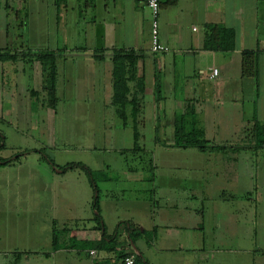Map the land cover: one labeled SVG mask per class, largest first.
<instances>
[{"label": "crops", "instance_id": "1", "mask_svg": "<svg viewBox=\"0 0 264 264\" xmlns=\"http://www.w3.org/2000/svg\"><path fill=\"white\" fill-rule=\"evenodd\" d=\"M0 22V53L6 54L5 60H0V115L6 113L7 118L25 127L27 122L24 121L33 116L36 119L34 129L41 130L45 136L44 147L55 148L58 108L47 104L43 66L36 54L60 53L56 104L79 105L74 109L80 117L76 136L88 130L96 142L100 135L104 139L108 137L109 149L96 145L92 152L99 149L115 152L116 159L105 162L107 164L84 163L92 169L96 165L95 171L100 172L103 183L131 185V189L104 187L106 200H124L123 196L133 190V186H138L135 190L139 191L134 193L136 203L116 213L115 220L109 217L110 212L103 210L104 207L110 211L109 205H105L108 203L100 205L108 234L120 232L116 251L110 252L91 245L102 239V230L94 220L98 213L93 206L95 189L86 185L83 213L78 212V204L74 202L79 190L68 189L66 195L70 194L72 202L66 198V208L62 205L53 213L43 212L36 230L38 239L27 250L26 263L30 259V264H113L120 259L118 252H125L141 256L145 264H242L237 260L220 261L219 257L227 249L229 253L237 248L241 251L243 242L242 206L237 207L236 201L244 193H237L235 183L238 153L245 149L257 150L254 139L246 137L253 135L256 119L264 122V0H160L158 37L169 48L161 52L152 51L153 15L140 0H0ZM29 25L42 27L41 46L20 44L22 35L29 34ZM212 25L234 31V49L226 51L208 44ZM122 51L139 55L137 77L144 79L145 92L141 94L143 106L139 115L142 148L139 151L144 155L156 152L160 158L145 161L132 153L135 145L133 121L130 119L125 124L113 104L114 54ZM245 51L261 53L258 84L254 78L242 74ZM25 54L31 56L27 66L34 69L32 76L36 82L34 87L27 86L20 94L16 69L19 56ZM213 67L219 70L215 78H211ZM135 84L131 82V86ZM19 97L31 98L28 110L10 108ZM84 105H93V108ZM188 110L191 113L187 114ZM100 115H106L104 122ZM183 116L190 121L196 119L204 128L206 138L224 148L201 151L172 146L175 123ZM147 135L155 137L151 148L142 143ZM164 136L168 138H159ZM124 150L128 153L124 154ZM180 152H192V159L173 160V154ZM116 154H121L125 161ZM38 156L37 165L47 166L43 165L45 161L39 152ZM11 157L14 156L4 159ZM27 160V157H20L14 163L0 166L1 198L11 208L13 199L15 207L19 201L20 174L31 173ZM46 163L49 165L46 170L50 172L47 182L48 186L52 184L53 197L54 184H58L61 176L70 185L73 181L86 180L69 173L72 170L63 172L59 166ZM208 165H213L216 178L221 176L228 185L212 188L215 194L194 184L195 181L189 182L191 175L195 178L196 173L199 174L198 182L205 181L203 170ZM24 168L27 169L23 171ZM110 169L112 172L108 174ZM255 178L256 175L251 174L249 182ZM47 187L43 188L42 183L39 188H43V193ZM97 187L103 188L98 183ZM246 193L249 195V190ZM212 200L221 202V205H214V209L223 208L224 215L221 220L215 215L208 222L206 208ZM252 204L254 218L250 223L255 229L258 205ZM53 220L59 221L60 231H64L65 225L69 226L59 234L57 248L53 245ZM128 230L135 236V242ZM254 244L258 249L256 242ZM92 250H96V254H91Z\"/></svg>", "mask_w": 264, "mask_h": 264}, {"label": "rangeland", "instance_id": "2", "mask_svg": "<svg viewBox=\"0 0 264 264\" xmlns=\"http://www.w3.org/2000/svg\"><path fill=\"white\" fill-rule=\"evenodd\" d=\"M29 26V34L22 35L20 44H23L24 46H41L43 44L42 27L39 25ZM30 58L31 56H29V54L19 56V67L18 69H16V75L18 76V90L20 94L23 92L22 90H24L25 87L35 86L36 78L34 76L35 79L33 80L32 76L34 75L32 72L34 69L30 66H27V61H29ZM9 85L10 84L8 83V88ZM30 99L27 100L24 97H19L17 103L10 104V108L15 106V108H25V110H28L30 106L28 102ZM76 106L79 105L62 103L60 105L56 104L54 106V108H58H56L57 118L55 121L56 145L55 148L51 150H48L44 147L43 142L45 140V136L41 132V130L38 132L36 129H34L36 119H34L33 116H30L27 121H24L27 122V126L25 127L21 126L19 122L17 123L12 119L7 118L9 117V115L6 113L0 115V117H4V119H0V132L6 138L7 145L6 149L0 152V156H3L4 158H6V156L8 155H12L14 157L19 155L22 158L27 157V161L31 167V169H29L31 173H23L19 176V178H21L18 183L20 196L19 201H17V207L14 206L16 202H14V199L12 201V208L5 205L1 198V195H3V193L0 188V264H30V259L29 263H26V260L28 259L27 254L29 253V251L27 250L30 248L34 240L38 239V237L36 236V230H38L39 223H41L42 221L43 212L47 213L50 210L53 213L55 209L57 210V207L62 205H64V208H66V198L68 202H72L70 201V194L66 195V191L68 189L72 191L71 189L75 188V191H79L74 202L78 204V212L83 213V210L86 208V206L84 198L82 199V197L85 196L84 190L86 188V185H89V187L93 190L89 176L87 177V172H85L81 168H75L74 170H72V172L69 173H73L74 176L80 175L81 178L84 177L86 180H83L84 182L81 180H78L77 182L73 181V184L70 185L69 183H66V178L61 176L62 178L60 177L61 180H59L58 184H54L56 193L53 197L51 192L52 184L51 186H48L50 184H48L47 182V180H49L48 178L50 176V172H47L46 167H49V165L46 163L47 160L45 159H43L45 161V164L43 162L42 163L43 165L47 166L37 165L39 156L36 150L45 149V153L51 156L55 165L59 167H63L65 164L72 162H85L87 164H93L97 162L96 164H98L112 162L114 161V159H116L114 154L115 152H103L101 151L102 149L92 152L93 148L96 145L99 146V148H103V146L108 147L109 144L106 139L108 137H105L104 139V136L100 135L99 137H97V143L96 138L92 137L88 133V130L76 136V126L77 128H79L80 126V122H77L80 117L75 114L74 110ZM86 107L92 109L93 105H87ZM101 117H103L102 121L104 122V117H106V115ZM124 138H126L125 135ZM154 138V136L147 135L146 139L143 140L142 143L145 142L147 146L151 148V142ZM159 138L167 139L168 137L164 136ZM115 148H117V146H115ZM238 154L240 156L238 159L239 162H237V177L235 185L237 186V193H239V191L244 193L243 197L236 201L237 207L242 206L243 242L241 251L237 248V251L233 250L229 253L227 249L225 250L223 256H220L219 259L220 261H242V264H264V147H258L257 150L245 149ZM116 155L119 159L121 158L123 160L121 154ZM158 155L160 154L155 152L150 154L147 153V157L146 154L143 156H145L147 159H154V157L156 159L160 158L158 157ZM191 155L192 152H188L185 154H183V152H180L173 154L172 158L173 160L181 161L192 159ZM123 161H125V158ZM212 167L213 165H208L203 170L205 181L201 182L197 181V177L199 174L196 173L194 169L196 173L195 178H193V175H191V171L190 175L192 178L189 182L195 181L194 184H199L209 191L211 190L213 194H215V189H212L214 187L220 188L222 187V185L228 187V185L224 184V182L222 181L221 176H219V178H216V171ZM89 168L95 172L94 177L97 183L101 184L103 187L98 191L93 190L94 196L99 195L100 205L108 203L105 205H109L110 211H106L104 207L103 210H105V213H111L109 214L111 220H115L116 216L114 215H117L116 213L121 212L125 209H129L134 205V203H136L134 202L135 198L133 197L134 193H139L138 190H135L138 189V186L136 188L133 186V190H131L132 192L130 191L127 195L123 196L124 200L122 198H119V200L116 201L106 200L104 195V187H107L109 189L112 187L117 188L120 186L128 187L131 189V185L125 182L120 185L110 182L103 183L101 182L102 178L100 172L97 173L95 171L96 165L93 166V169L91 167ZM26 169L27 168H24L23 171ZM109 171L112 172V170L110 169L108 170V174H110ZM249 174L256 175V178L252 183L249 182ZM42 183L43 188L44 186H48L43 193V188L42 190H40L39 188L41 187ZM184 184L185 183H182V185ZM247 190H249V195H247L246 193ZM250 195L253 196V198ZM193 202L195 204L198 203L197 200H194ZM254 202L255 205H258V211L255 214H258L259 216L258 225L255 226V229L250 223L251 218H254V211H252V203ZM210 203V206L208 205V207L206 208V213H208V222L215 215H219V218L221 220L224 215V209L219 207L218 210L214 209V205H221V202L218 200H212L210 201ZM86 204L88 207V203ZM69 210L76 212L73 209ZM222 232L223 231H220V233ZM255 242L259 246L258 249H256L255 247ZM252 249H254V251H252Z\"/></svg>", "mask_w": 264, "mask_h": 264}, {"label": "trees", "instance_id": "3", "mask_svg": "<svg viewBox=\"0 0 264 264\" xmlns=\"http://www.w3.org/2000/svg\"><path fill=\"white\" fill-rule=\"evenodd\" d=\"M212 34L209 35L208 44H213L211 47H215L222 50H232L235 48V33L233 30L227 29L222 26L212 25L211 26ZM217 40V42L215 41ZM216 42V44L214 43ZM260 51H245L243 53L242 59V74L245 77H252L256 80L257 84L259 83V60H260ZM60 53L55 51L50 52H40L36 54V58L42 63L43 66V91L46 93L48 105H56V81H57V60ZM96 56H100L99 53H95ZM139 55L135 54L132 51H122L114 54V100L113 104L116 106L117 114L121 120L126 124L130 119L134 124V139L135 145L131 149L132 153L136 157H141L146 161V157L142 154L143 152L139 151L142 148L139 144L141 138L139 131V115L143 106V95L145 92L144 79L137 77V62ZM6 54L0 53V60H5ZM136 82L135 87L131 86V82ZM33 94H38L37 91H32ZM191 111H187L188 113ZM251 134L247 138L254 139L256 147H264V122L256 119L254 129H252ZM158 138V137H157ZM168 144V143H167ZM175 147L180 148H198L201 151L208 150H221L224 148L223 145H216L206 138V133L203 127L199 126L196 119L193 121L187 120L186 116L178 119L175 123V134L174 142L171 144ZM6 138L0 132V152L6 149ZM41 155L42 159L49 161L52 165H55L51 156L45 153V149L36 150ZM123 153H128L124 150ZM147 154V153H146ZM139 155V156H138ZM20 156L16 158L4 159L0 156V166L9 165L19 160ZM148 160V159H147ZM63 172L74 170L75 168H81L87 172L90 183L98 191L97 181L94 177V171H92L86 164L82 162H72L65 164L63 167H60ZM94 208L98 211L95 214L94 220L98 223V228L102 230V239L98 242H94L91 245H95L97 249H105L110 252L116 251V245L119 242V230L114 234L109 235L107 232L106 225L104 223L103 217L101 215V208L99 203V195L94 196ZM76 224L79 221H74ZM54 223V248L58 246L59 234L63 233L66 229H69V226L65 225L64 231H60L57 226L60 225L59 221L53 220ZM122 223H120L121 225ZM130 233L131 240L135 242V236ZM20 253V252H19ZM117 253V252H116ZM131 254V253H130ZM127 253L118 252V257L124 258ZM119 260V259H118ZM137 264H145L141 256H137ZM116 262V261H115Z\"/></svg>", "mask_w": 264, "mask_h": 264}, {"label": "built area", "instance_id": "4", "mask_svg": "<svg viewBox=\"0 0 264 264\" xmlns=\"http://www.w3.org/2000/svg\"><path fill=\"white\" fill-rule=\"evenodd\" d=\"M144 2L152 11L153 15V31H152V51L161 52L168 51V47L163 45L158 37V16L160 11V0H140ZM219 70L215 67L212 68L211 78L218 76ZM91 254H96V250H92ZM137 254L131 253L124 258H121L113 264H137Z\"/></svg>", "mask_w": 264, "mask_h": 264}]
</instances>
